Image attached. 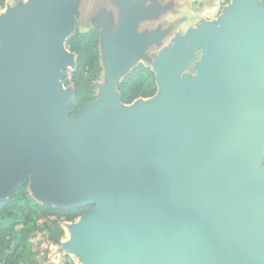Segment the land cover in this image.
I'll return each instance as SVG.
<instances>
[{
  "label": "water",
  "instance_id": "1",
  "mask_svg": "<svg viewBox=\"0 0 264 264\" xmlns=\"http://www.w3.org/2000/svg\"><path fill=\"white\" fill-rule=\"evenodd\" d=\"M69 21L43 0L0 35V201L50 165L44 204L94 205L79 230L93 264H264L263 2L232 0L197 31L196 80L178 82L175 49L146 103L111 85L74 114Z\"/></svg>",
  "mask_w": 264,
  "mask_h": 264
},
{
  "label": "rangeland",
  "instance_id": "2",
  "mask_svg": "<svg viewBox=\"0 0 264 264\" xmlns=\"http://www.w3.org/2000/svg\"><path fill=\"white\" fill-rule=\"evenodd\" d=\"M42 1L5 0L0 6V35L12 41V23L23 22L28 15L35 14ZM127 1L119 0L120 3L114 4L110 0H63L70 21L68 31L61 40L62 46L69 50L67 39L75 33L98 30L100 71L93 81L94 98L88 102L105 95L111 85L118 97L120 90L117 84L139 66L148 68L156 81L159 59L163 58L169 64L175 49L179 55L187 54L178 82L187 78L196 80L199 74L196 65L203 56L204 39V35L197 31L214 26L221 28L222 21L229 16L232 3V0H154L138 5ZM139 13L141 17L134 19ZM76 67L77 55L71 52L61 79L63 89L70 93L69 104L74 95L73 73ZM151 98H138L134 104L142 105ZM261 171L264 174V159ZM50 173L49 165L43 173L31 175L25 184L28 194L39 203H45L42 193L50 190ZM84 206L88 207L86 213L94 207L93 204ZM85 219L86 215H82L74 221L62 223L63 236L58 244L44 242L43 233L36 232L31 242L33 264H64L66 261L93 264L91 255L80 247L84 238L79 230Z\"/></svg>",
  "mask_w": 264,
  "mask_h": 264
},
{
  "label": "trees",
  "instance_id": "3",
  "mask_svg": "<svg viewBox=\"0 0 264 264\" xmlns=\"http://www.w3.org/2000/svg\"><path fill=\"white\" fill-rule=\"evenodd\" d=\"M4 2L0 0V6ZM66 44L77 55L74 95L68 106L69 114H74L94 98L93 81L100 71L98 30L75 33ZM118 87L124 104L151 97L157 90L154 74L144 66L133 69ZM87 210L86 206L63 208L39 203L28 194L25 185L19 187L10 198L0 201V264H33L31 242L34 234L40 231L44 242L58 244L63 236L62 223L74 221ZM64 264L74 263L66 261Z\"/></svg>",
  "mask_w": 264,
  "mask_h": 264
},
{
  "label": "crops",
  "instance_id": "4",
  "mask_svg": "<svg viewBox=\"0 0 264 264\" xmlns=\"http://www.w3.org/2000/svg\"><path fill=\"white\" fill-rule=\"evenodd\" d=\"M110 2L114 3V4H117V3H120L119 0H110ZM123 2V0H122ZM128 3H132V4H146L145 2H148V3H152L154 2V0H128L127 1ZM140 11V10H139ZM141 17V13H139L137 16L133 17L134 19H139Z\"/></svg>",
  "mask_w": 264,
  "mask_h": 264
}]
</instances>
